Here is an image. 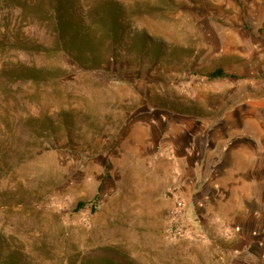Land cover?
<instances>
[{"label": "rangeland", "instance_id": "obj_1", "mask_svg": "<svg viewBox=\"0 0 264 264\" xmlns=\"http://www.w3.org/2000/svg\"><path fill=\"white\" fill-rule=\"evenodd\" d=\"M0 264H264V0H0Z\"/></svg>", "mask_w": 264, "mask_h": 264}, {"label": "built area", "instance_id": "obj_2", "mask_svg": "<svg viewBox=\"0 0 264 264\" xmlns=\"http://www.w3.org/2000/svg\"><path fill=\"white\" fill-rule=\"evenodd\" d=\"M170 216L174 218L173 220V224L170 225V232L175 235V236H181L183 234V231L181 230L179 224L177 223L178 221H180V219H182L183 222H187V218L183 216V210L180 207V205H175V207L170 211ZM184 217V218H181Z\"/></svg>", "mask_w": 264, "mask_h": 264}, {"label": "trees", "instance_id": "obj_3", "mask_svg": "<svg viewBox=\"0 0 264 264\" xmlns=\"http://www.w3.org/2000/svg\"><path fill=\"white\" fill-rule=\"evenodd\" d=\"M221 74H222L221 71L220 70H217V71L211 73L209 76L210 77H216V76H220Z\"/></svg>", "mask_w": 264, "mask_h": 264}]
</instances>
